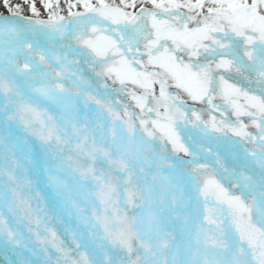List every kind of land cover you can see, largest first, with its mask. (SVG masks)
I'll return each instance as SVG.
<instances>
[{
    "label": "rangeland",
    "instance_id": "1",
    "mask_svg": "<svg viewBox=\"0 0 264 264\" xmlns=\"http://www.w3.org/2000/svg\"><path fill=\"white\" fill-rule=\"evenodd\" d=\"M81 17L104 29L41 30ZM0 19L29 25L13 43L0 38L8 125L52 134L67 106L110 159L130 154L264 256V0H0Z\"/></svg>",
    "mask_w": 264,
    "mask_h": 264
},
{
    "label": "bare ground",
    "instance_id": "2",
    "mask_svg": "<svg viewBox=\"0 0 264 264\" xmlns=\"http://www.w3.org/2000/svg\"><path fill=\"white\" fill-rule=\"evenodd\" d=\"M64 109L66 119L61 127L68 126L76 134L69 146L57 143L50 132L47 135L26 132L8 125L6 118L0 116V190L10 193L19 205L23 199H32L35 206L29 209L23 200L24 218L30 219L36 206L50 205L56 209L81 198L97 199L104 205L128 207L129 215L132 211L153 214L167 224L169 246L177 262L184 258L191 264H203L206 260L240 257L246 264L258 263H255V255L244 251L231 238L232 233L213 230V220L193 212L191 204L183 205L177 196L156 186L135 168L129 171L115 166L98 144L87 137L83 125L74 119L68 108ZM47 123L53 122L47 119ZM85 151L95 162V170L86 164ZM116 160L118 162L119 158L114 159L115 163ZM46 200L50 204H46ZM30 227H37L36 219L31 221ZM0 264L28 263L17 247L0 244Z\"/></svg>",
    "mask_w": 264,
    "mask_h": 264
}]
</instances>
